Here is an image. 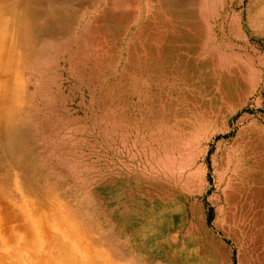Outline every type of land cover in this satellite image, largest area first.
Wrapping results in <instances>:
<instances>
[{"label": "rangeland", "instance_id": "obj_1", "mask_svg": "<svg viewBox=\"0 0 264 264\" xmlns=\"http://www.w3.org/2000/svg\"><path fill=\"white\" fill-rule=\"evenodd\" d=\"M0 27V264H264V0H0Z\"/></svg>", "mask_w": 264, "mask_h": 264}, {"label": "bare ground", "instance_id": "obj_2", "mask_svg": "<svg viewBox=\"0 0 264 264\" xmlns=\"http://www.w3.org/2000/svg\"><path fill=\"white\" fill-rule=\"evenodd\" d=\"M1 28V27H0ZM34 220H32V219H30V222H29V224H31V221L33 222V223H35V222H38L39 220L38 219H35V218H33ZM37 224V223H36ZM35 224V225H36ZM77 225H70V224H67V227H69V229H67L69 232H71V234H75V233H78L79 232V229L76 227ZM261 230H264V228H261ZM82 243V244H81ZM83 244H85L84 243V241L82 240V241H78V242H76V243H74V246H75V248L76 249H78V247H81ZM83 248H86V246H84ZM98 251V248H95L94 249V252L95 253H98L97 252ZM84 257H85V259L83 260V262H81L82 264H89L90 262H89V258H90V255H88V254H86V255H84ZM123 264V263H122Z\"/></svg>", "mask_w": 264, "mask_h": 264}]
</instances>
